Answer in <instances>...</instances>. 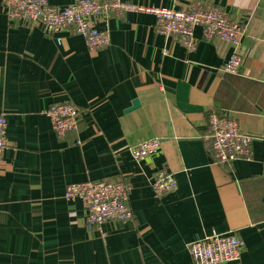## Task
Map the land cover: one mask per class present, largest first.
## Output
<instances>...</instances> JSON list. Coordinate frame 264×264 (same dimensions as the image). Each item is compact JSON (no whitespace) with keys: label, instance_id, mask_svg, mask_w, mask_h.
<instances>
[{"label":"crops","instance_id":"1","mask_svg":"<svg viewBox=\"0 0 264 264\" xmlns=\"http://www.w3.org/2000/svg\"><path fill=\"white\" fill-rule=\"evenodd\" d=\"M122 1L220 8L245 26L241 67L224 71L231 45L196 28L189 52L151 14L93 18L110 41L96 51L73 31L10 21L0 0V113L10 142L0 154V264H195L191 243L231 233L245 248L228 264H264V0ZM64 102L81 115L59 139L46 112ZM211 114L256 138L250 158L215 161ZM152 139L157 153L135 160L131 149ZM159 170L178 181L163 197L153 191ZM90 181L129 185L132 218L89 232L83 204L64 194Z\"/></svg>","mask_w":264,"mask_h":264},{"label":"built area","instance_id":"2","mask_svg":"<svg viewBox=\"0 0 264 264\" xmlns=\"http://www.w3.org/2000/svg\"><path fill=\"white\" fill-rule=\"evenodd\" d=\"M10 21L40 23L46 34L73 31L81 35L90 50H103L109 46V37L92 23L93 18L120 15L123 13H146L156 17L157 31L179 41L187 51L197 45L194 32L202 29L206 41L218 40L231 45L235 51L225 65L227 73H237L242 59L236 49L245 32L243 23L230 19L218 7L205 8L195 4L188 10H176L155 6L136 5L122 0H76L65 8L50 4L49 0H1ZM60 41V40H58ZM53 130L59 139L78 129L81 110L70 102L56 103L46 112ZM209 126L212 138V152L219 164L248 159L254 136L243 133L235 120L222 115L211 114ZM7 118L0 113V154L9 148ZM160 148V139L145 141L131 149L135 160H146ZM178 187L175 175L159 170L154 177L153 191L158 197L173 193ZM130 186L119 182H84L69 184L64 197L79 200L86 211V225L89 232L99 231L110 222H124L132 218L128 204ZM245 244L235 234L215 235L197 240L189 245V252L195 264H228L241 259Z\"/></svg>","mask_w":264,"mask_h":264},{"label":"water","instance_id":"3","mask_svg":"<svg viewBox=\"0 0 264 264\" xmlns=\"http://www.w3.org/2000/svg\"><path fill=\"white\" fill-rule=\"evenodd\" d=\"M139 105V102L138 101H134L133 102V108L137 107Z\"/></svg>","mask_w":264,"mask_h":264}]
</instances>
